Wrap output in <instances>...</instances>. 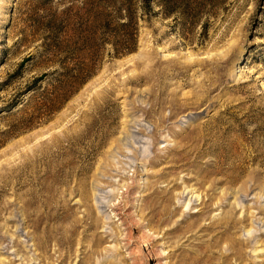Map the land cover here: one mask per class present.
I'll return each mask as SVG.
<instances>
[{
	"label": "rangeland",
	"instance_id": "obj_1",
	"mask_svg": "<svg viewBox=\"0 0 264 264\" xmlns=\"http://www.w3.org/2000/svg\"><path fill=\"white\" fill-rule=\"evenodd\" d=\"M0 264H264V0H0Z\"/></svg>",
	"mask_w": 264,
	"mask_h": 264
},
{
	"label": "bare ground",
	"instance_id": "obj_2",
	"mask_svg": "<svg viewBox=\"0 0 264 264\" xmlns=\"http://www.w3.org/2000/svg\"><path fill=\"white\" fill-rule=\"evenodd\" d=\"M146 242H141V244L138 246V248H146L147 247V243Z\"/></svg>",
	"mask_w": 264,
	"mask_h": 264
}]
</instances>
